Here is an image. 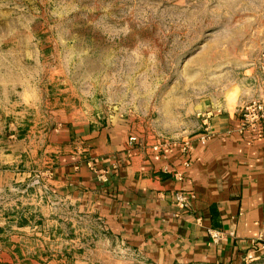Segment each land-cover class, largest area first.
Wrapping results in <instances>:
<instances>
[{"label": "rangeland", "instance_id": "1", "mask_svg": "<svg viewBox=\"0 0 264 264\" xmlns=\"http://www.w3.org/2000/svg\"><path fill=\"white\" fill-rule=\"evenodd\" d=\"M262 54L264 0H0V122L119 116L156 144L178 142L192 109L259 94ZM24 91L42 107L22 108ZM28 220L1 225L0 264H148L86 214Z\"/></svg>", "mask_w": 264, "mask_h": 264}, {"label": "crops", "instance_id": "2", "mask_svg": "<svg viewBox=\"0 0 264 264\" xmlns=\"http://www.w3.org/2000/svg\"><path fill=\"white\" fill-rule=\"evenodd\" d=\"M19 105L42 107L28 91ZM238 105L192 109L195 125L181 120L186 135L176 136L189 140L187 155L180 146L154 152L152 138L119 116L79 122L52 112L24 128L0 122V227L13 217L15 229L27 231L29 218L58 224L83 213L100 222L107 242L148 264H242L260 256L264 124L240 131ZM132 136L140 146L129 153ZM178 192L193 197L186 210L176 207ZM210 230L224 240L213 243Z\"/></svg>", "mask_w": 264, "mask_h": 264}, {"label": "built area", "instance_id": "3", "mask_svg": "<svg viewBox=\"0 0 264 264\" xmlns=\"http://www.w3.org/2000/svg\"><path fill=\"white\" fill-rule=\"evenodd\" d=\"M251 76L253 82L258 86L259 94L241 105L239 109L240 114V131L256 130L261 128L264 124V54H262L257 63L254 66ZM207 127V126H206ZM207 131V128L205 129ZM206 137L203 136L200 140L206 142ZM129 153L139 147L138 138L132 136L128 141ZM184 155L189 153L190 142L189 140H183L181 142H158L152 147L154 152H162L168 150L170 147H178ZM193 197L186 196L185 194L178 192L175 195L176 207L181 210H186L189 207L190 200ZM209 235L213 243H220L224 240V235L218 231H209ZM255 244H260L259 251L260 256L247 255L244 257L242 264H263L264 263V233H262Z\"/></svg>", "mask_w": 264, "mask_h": 264}]
</instances>
